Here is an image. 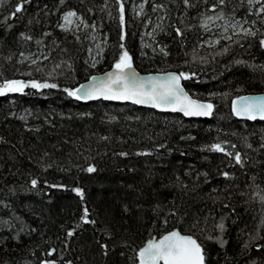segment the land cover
I'll return each instance as SVG.
<instances>
[{"label": "trees", "instance_id": "trees-1", "mask_svg": "<svg viewBox=\"0 0 264 264\" xmlns=\"http://www.w3.org/2000/svg\"><path fill=\"white\" fill-rule=\"evenodd\" d=\"M17 2L19 0H0V79H49L62 86L75 87L92 74L111 68L118 58L121 43L118 0H65L64 5H59V0H26L20 11L14 8ZM123 2V43L133 57V64L143 72H197L199 79L183 80V84L193 96L212 99L216 106L214 114L186 118L179 113L159 112L131 103L85 101L69 97L63 87L34 89L27 86L23 93L0 95V137H3L0 140V201L11 205L0 204V218L12 217L14 225L13 229H7L0 224V238L17 227L25 229L21 234L22 242L11 241L6 250L0 249V260L12 264H26V261L38 264V259H53L57 264L69 259L74 264H132L128 257L133 255V245L139 246L165 229L187 228L188 222L181 219L185 212L189 220L200 218V228L211 230L214 224L211 212L217 217V223L219 216L228 214V243L221 249L215 242H206L211 254L208 264H250L251 259L264 255L251 245L250 252L242 251L249 236L264 228L261 224L264 201L260 199L264 195V148L260 147L264 144V121L238 118L232 112V100L245 93L264 91V67H261L264 49L251 36L235 44L222 39L214 46L199 45L198 41L214 35L212 29L202 31L194 19L197 12L206 8L203 0H192L196 7L187 11L182 0H146L142 12L138 7L135 11L133 8L142 0ZM211 2L214 0H209ZM156 4L166 7L154 10ZM54 7L59 10L52 11ZM68 8H75L88 24H95L97 34L105 38L106 45L95 68L90 65L89 43L84 34L80 36L76 31L57 26L61 22L60 13ZM14 11L15 16L8 15ZM165 11L167 16H164ZM243 11L240 9L238 14ZM159 17L164 19L160 21ZM149 20H152L150 27L156 42L161 47L167 45V56L159 49L152 52L148 44L141 43ZM158 23L160 27H155ZM7 24L12 27L7 28ZM186 24L196 26L187 28ZM176 26L183 29L182 36L176 34ZM49 29L50 34L37 44L36 38ZM20 32L33 39L21 38ZM225 44L229 51L220 54ZM194 48L196 59H193ZM22 52L24 55L42 52L41 56L47 59L33 64L22 60ZM9 55L11 60L7 59ZM200 57L207 63L201 62ZM68 59L73 62L74 73L65 65L54 76H47V70L55 63ZM236 59L246 60L255 67L237 65ZM42 65H46L47 70H35ZM209 92L217 95L209 97ZM89 112L92 115H79ZM105 135L107 140L100 138ZM165 141L164 148L155 149L157 143ZM218 141L235 145V148L228 144L224 147L246 156L243 165L225 152L202 147ZM143 148L154 151L138 152ZM45 152L49 155L41 160ZM121 152L129 155L121 156ZM88 163H95L96 171L87 172ZM42 164L50 166L44 168ZM223 171L234 175L224 177L220 175ZM176 173L187 181L186 190L164 187L169 178L175 179ZM29 174L38 176L39 183L36 189L25 191L31 188L27 183ZM44 180L49 184L45 185ZM60 184L65 187H52ZM77 186L83 188V198L72 190ZM12 187L16 189L14 193L10 191ZM123 203L133 208L132 216L123 213ZM225 203L230 207H225ZM157 204L159 208L153 211ZM85 206L89 208L90 219L97 223L80 220ZM171 207H176L180 214H170ZM231 208L235 212H231ZM15 213H19L23 221L16 220ZM121 215L127 220L124 228L128 231L115 230L121 239H128L130 243L126 247L119 244L116 249L110 247L105 256L98 241H108L111 245L112 240L101 230L114 216ZM165 218L169 221L167 225L162 223ZM153 221L157 223L153 225ZM30 227L38 229L31 237L28 235ZM68 228L75 229L71 237L66 234ZM193 231L200 234V229ZM204 234L207 235V231ZM259 235L264 236V230ZM200 238L203 240V236ZM259 242L264 243V240ZM36 244L40 247L36 248ZM49 247L56 251L48 253ZM29 249L35 255L29 253ZM257 264H264V260L257 259Z\"/></svg>", "mask_w": 264, "mask_h": 264}, {"label": "snow or ice", "instance_id": "snow-or-ice-1", "mask_svg": "<svg viewBox=\"0 0 264 264\" xmlns=\"http://www.w3.org/2000/svg\"><path fill=\"white\" fill-rule=\"evenodd\" d=\"M26 0H19L14 5L16 11H20L23 7V4ZM183 4L186 6V11L188 8H195L196 5L192 0H182ZM206 5V8L203 11L197 12L194 19L197 20L199 27L202 31H210L213 28L218 29L221 32L220 36H216L215 39L209 37L207 40L198 41L199 45L208 44L209 46H214L219 44L222 39L228 40L231 43H238L242 39H246L248 36L254 37L258 43V46L261 49H264V0H237L236 3H232L231 0H214V2L209 3V0H203ZM146 0H142V3L138 6L139 10L142 12ZM65 0H59V5H64ZM107 6V5H105ZM45 8L48 6L45 5ZM166 6L164 4L153 5V9L156 8L164 9ZM134 11L137 6H133ZM118 19L121 26L120 41L118 45L120 49L118 58L114 60L111 70L99 74L91 75L84 80L83 83H77L75 87L72 86H62L56 82H50L49 79H22V78H3L0 79V95L6 93H23L27 86H31L34 89H44V88H60L63 87V91L69 97H75L80 100H88L90 98H105L116 101H132L138 105H151L156 109H171L172 111H179L185 116H197V117H210L214 114V108L216 107L212 99H197L194 98L189 92L185 89L182 80H187L190 78L199 79V74L194 71H170L165 73L158 74H147L141 75L133 67V57L129 50L125 47L123 41L125 38V33L123 31V26L125 25V5L123 0H118ZM240 9L244 11L238 14ZM58 7H54L52 11H58ZM214 10V11H210ZM92 11V9H89ZM16 12H10L9 16H15ZM168 13L165 11L164 16H167ZM183 15V14H182ZM253 18H249V17ZM62 22L58 23V27L64 30H68L74 23L75 20H79L80 24H83L85 28H95L96 25H89L86 20H84L82 14L78 13L75 8H68L66 11L60 13ZM164 17H159L158 20L162 21ZM7 17H5V22ZM259 22V23H258ZM245 25H248L245 27ZM194 24H186L187 28H194ZM11 24H7V28H11ZM155 27H160L158 23ZM77 31H79V26H77ZM51 30H46L43 35L39 38H36L37 44H41V41L44 37L50 34ZM175 32L178 36L183 35V29L179 26L175 27ZM75 39L79 40L80 37L75 35ZM149 36H153L152 32L148 33ZM19 36L27 40H32L33 37L28 35L25 32H20ZM93 40H96V37H92ZM102 43L97 42V53L96 57H92L90 61L91 67L95 68L96 63L98 62L97 57L102 54L103 47ZM143 44V40L141 41ZM252 45L249 44V47ZM155 51V49H153ZM164 55H168L167 45H164L159 49ZM49 53L51 49L48 50ZM193 59H196V49L193 50ZM229 51V46L225 44L223 48L220 49V54L227 53ZM23 57L24 53H20ZM31 54H29L30 56ZM89 55H92V49L89 48ZM8 60L12 59V56L7 57ZM47 59V57L40 56L35 60H32L33 64H36V60ZM201 62L207 63V60L204 57H200ZM188 63V61H184ZM237 65H248L249 67H255V65L249 64L248 61L242 59H236L234 61ZM66 65L67 69L70 72H75L76 69L73 65L71 59L67 61L61 60L59 63H55L51 70H47L46 65L37 67L36 71L47 70V76L52 77L57 74V70ZM264 67V65H261ZM31 74V69L29 70ZM209 97H214L217 95L215 92H209L207 94ZM232 112L238 117H249L255 118L257 116L264 117V93L257 95H244L236 96L232 100ZM79 115H92V113H79ZM26 118V117H25ZM115 119V117H110ZM28 127V125H25ZM191 135V134H189ZM103 140H107L108 137L101 136ZM3 137H0L2 140ZM183 139V137L181 138ZM264 139V137H262ZM167 144V141L164 144L157 143L154 147L155 149L164 148ZM225 144L230 145V147L235 148V145H231L229 141H218L213 142L210 145H203L204 148H210L212 150H219L220 152L227 153L228 156L234 157L236 163L242 164L247 158L242 156L240 151H229L228 147H224ZM249 148L252 147L251 144H247ZM261 148H264V144L260 145ZM169 152L172 151L171 148L167 149ZM153 148H143L138 149V152L144 154H150L153 152ZM47 152L44 153L40 159L43 160L44 157L48 156ZM121 156L129 155L128 152H121ZM87 159V157H85ZM31 159V157H29ZM42 167L46 168L50 165L42 164ZM78 167V165H77ZM95 163H88L86 171L92 173L96 171ZM187 172V170H185ZM189 175L191 173H188ZM199 175V174H197ZM220 175L224 177H229L234 175L228 171H223ZM204 176L207 177L208 173L205 172ZM29 179L27 183L31 185V188L24 189L25 191H32L37 188L39 183L38 176L29 174ZM254 178V177H253ZM44 184L48 185L49 181L44 180ZM52 187L63 188L65 185H52ZM129 187H132L129 185ZM164 187H176L182 190L188 188L187 181L179 174H175V179L169 178L168 184ZM74 192L78 193L81 198H83L84 190L83 188L77 186L72 189ZM11 192H15L14 187L10 188ZM43 191V190H41ZM219 199V197H217ZM260 199L264 201V195L260 196ZM175 204V201H172ZM0 204H6L10 207V202L0 201ZM159 204L153 208V211L156 208H159ZM225 207H230L229 204L225 203ZM139 208V205H136ZM123 213L128 214V216L133 215V208L130 207L128 203L122 204ZM231 212H235L234 208H231ZM89 208L85 206L83 208V215L80 216V220L88 223L95 224L96 220L90 219ZM169 213L172 215H179V210L176 207H171ZM209 215L213 216L214 224L211 230L206 228H200V218L193 217L190 220L189 214L185 212L181 216L182 220L188 222V227L183 230L178 227H172L170 230L165 229L162 232L158 233V236H150L145 242L141 245L132 246L133 255L129 256L128 259L132 264H208L210 259V252L207 248L208 241L215 242L219 245L221 249L225 247L228 243L226 239V232L228 229L227 224V213L218 217V223L215 222L217 217L211 212ZM15 219L18 221H23V218L19 213H15ZM208 217H204V224L207 225ZM127 223L124 216L113 217L109 222L108 226L105 229H102L103 234L109 237L112 240L111 245L108 241L99 240V248L103 255L107 256L109 249H116L119 245L127 246L130 241L128 239H121L118 235V232L115 229L123 228L124 231H128L127 228H124V224ZM157 221H153L155 225ZM162 223L167 225L169 223L168 219H163ZM0 224L7 229H13L14 225L12 222V217L7 219L0 218ZM261 224L264 225V220L261 221ZM193 229H200V234L197 235ZM264 228L257 229L255 235H250L249 239L245 241L242 245V251L250 252L251 247L259 250L260 253L264 254V243H260L259 240H264V236H260V231ZM25 229L17 227L15 231H11L8 236L0 238V249L6 250L8 244L11 241L22 242V233ZM38 231L37 228L30 227L28 229V235L31 237V234ZM74 228H68L66 230L67 236L71 237L74 234ZM207 231V235H205ZM200 236H203L201 240ZM67 243V241H65ZM36 248H39L40 245L36 244ZM29 253L35 255L32 249L28 250ZM56 249L54 247L47 248L48 253H54ZM121 256L124 255V252L120 253ZM63 256V253H61ZM257 259L264 260V255L253 258L250 260V264H257ZM0 264H12V262L7 260H0ZM26 264H32L31 261H26ZM38 264H57V261L53 259H38ZM62 264H74V261L69 259L63 261Z\"/></svg>", "mask_w": 264, "mask_h": 264}, {"label": "rangeland", "instance_id": "rangeland-1", "mask_svg": "<svg viewBox=\"0 0 264 264\" xmlns=\"http://www.w3.org/2000/svg\"><path fill=\"white\" fill-rule=\"evenodd\" d=\"M140 5V4H139ZM138 5V6H139ZM137 6V7H138ZM139 8V7H138ZM139 10V9H138ZM140 11V10H139ZM141 12V11H140ZM152 19V18H151ZM62 22V20H61ZM151 23H152V20H149L147 21L146 23V27L144 29V32H143V37H144V43L148 44V46L150 47L149 49L152 51V52H156L157 49H160L161 46L156 42V40L154 39V34L153 36H149L148 33L149 32H152L154 33V30L150 27L151 26ZM90 25V24H89ZM77 26H79V31H77ZM248 25H245V27H247ZM70 30H73V31H76L78 34H80V36L82 34H84L86 40L88 41V56H89V59L90 61L92 60V57H96V53H97V42H104L105 41V38H103L100 34H97V31L96 29L94 28H85L83 24H80L79 20H75L73 25L69 28ZM213 34L211 37L213 39H215L216 36H220L221 35V32L216 29V28H213ZM216 33V34H215ZM95 36L96 37V40H93L92 37ZM106 43H102V47L104 49ZM145 45V44H144ZM89 48L92 49V55L90 56L89 55ZM155 49V51L153 50ZM42 55V52L38 53V54H31L29 56V54H26L22 57V60H28V61H32V60H35L37 57H40ZM101 57V55H99L97 57V60H99V58Z\"/></svg>", "mask_w": 264, "mask_h": 264}, {"label": "water", "instance_id": "water-1", "mask_svg": "<svg viewBox=\"0 0 264 264\" xmlns=\"http://www.w3.org/2000/svg\"><path fill=\"white\" fill-rule=\"evenodd\" d=\"M133 67L134 69L139 72L141 75H147L149 73L151 74H158V73H165V72H170V71H175V70H167V71H156V72H143V71H140L134 64H133ZM112 68V67H111ZM111 68L103 71V72H99V73H94L95 75H99V74H102V73H105L109 70H111ZM92 74V75H94ZM84 81H82L81 83H83ZM182 83H183V80H182ZM186 89V88H185ZM187 90V89H186ZM188 91V90H187ZM261 93H264V91H261V92H252V93H245V94H242L240 96H244V95H257V94H261ZM190 95H192L191 93H189ZM193 96V95H192ZM194 98H197V99H200L198 97H195L193 96ZM98 100H103V101H108V102H116V103H131V104H134V105H137V106H141V107H148V108H152V109H155L159 112H166V113H179V114H182L184 117L186 118H205V117H197V116H185L183 113L179 112V111H172L171 109H156L154 107H152L151 105H138V104H135L134 102L132 101H116V100H111V99H105V98H90L88 100H85V101H98ZM238 117V116H237ZM240 119H245V120H260V121H264V117H260V116H257L255 117L254 119L253 118H249V117H238Z\"/></svg>", "mask_w": 264, "mask_h": 264}]
</instances>
